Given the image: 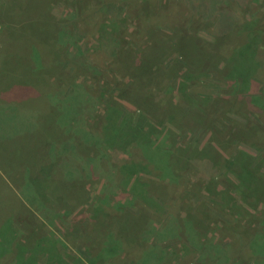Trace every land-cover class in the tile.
<instances>
[{
  "label": "trees",
  "instance_id": "16d2710c",
  "mask_svg": "<svg viewBox=\"0 0 264 264\" xmlns=\"http://www.w3.org/2000/svg\"><path fill=\"white\" fill-rule=\"evenodd\" d=\"M47 1L54 4L59 0H9L7 4H4L6 6L10 3L5 7V13L8 15L5 16L3 22L0 58L3 56L4 62L0 63V75L3 76V72L5 75L6 73L9 75L11 83L8 87L12 86V98L15 101L10 103L8 98L2 100L4 96L0 92V110L7 122V120L13 119L21 120L22 118H17L19 114L25 107L30 108L31 124H28L32 125L35 130L30 135L31 141H27L30 145L28 150L37 151L40 153L39 156H42L40 157L42 159L41 164L39 163L40 168L35 167L39 168L41 177L47 182H44V188L41 187V190L39 188L33 190L30 187L32 180L26 182V185L24 184L26 189L21 191V193L24 192L26 201H22V203L17 204L7 200L9 207L3 214L5 219L1 220L0 217V257L10 253V245L21 237L22 232H27L28 235L24 244L23 242L20 245L17 243L18 250L15 252L13 264H34L38 254L44 253L43 251L47 248L51 249V254L54 256L59 255L57 251L59 249L55 248L58 246V240L54 238H41V241H38L40 243L31 246L32 239L35 237H32L35 235L34 231L37 232L38 228L43 229L44 227L36 224V219L33 216L21 218L18 211L21 212L28 205H32L39 212L46 205L64 206L66 204L62 203L63 197L61 196L65 192L67 195L69 192L72 199L78 198L79 201H82L84 188L78 184L86 183V178L91 174V170H87V172L84 170L87 169L86 166L81 168L71 165L69 167V169H83L82 174L84 173L83 177L85 178L83 180H72L71 178L69 180L71 183H67V189L66 186L60 185L58 188L53 186L51 190L47 185L50 177L54 176L58 169H62L59 165L56 166L57 163H54L53 160L62 158L64 150H72V161L82 159L81 161L88 163L89 160H94L96 157L105 158L104 162L107 165L104 166V169H108L107 166H111L110 169H116V177L119 175L118 173L122 176H136L127 193L134 198L130 199L128 203H132L131 201L138 198L146 202L147 195L144 188L147 185L142 174H153L157 170L161 176H169L174 180L176 177L179 178L176 173L179 174L181 169H202V178L204 179L205 176L211 188L215 183L224 184L225 191L215 189L220 192L218 194L223 195L221 203L216 208L227 210V214L236 207L239 197L245 199L251 206L264 202V114L249 111L250 116L246 122H240L225 114L218 116L221 108L225 110L226 107L232 106L231 108L240 107L239 110H244L247 105H250L251 98H254L253 100L264 99V13H260L253 19L243 16V21H238V11L245 12L246 8L247 10L250 8L252 13H255L254 10L257 11L261 7L262 0H210L208 4L205 1L199 3L195 0H173L170 3L172 1L170 0L168 2L170 4L164 5L160 12L163 25L158 26V32L149 27L147 37L149 36L151 42L146 41L148 43H144L131 57L124 54V49L127 46H133L132 50H135L137 43L133 40L140 35H145L144 27L149 23V13L144 5L131 6L130 3L134 1H124L125 5L118 4L116 10H109L111 11L110 15L108 14L111 20L110 24L101 27L103 30L97 32L103 39V43L108 39L118 41L119 47L114 49L112 58L108 61L109 72L116 74L114 77L107 76L109 72L106 71L102 73L103 76L101 74L94 76L92 87H86L84 92L77 89L80 85L76 78L80 75L78 71L83 68L79 58L81 51L76 40L81 34L79 29L81 18L85 5L86 8L89 7L87 10L93 13H95L93 7L99 5L101 13L90 17V19L97 18L98 25V17L107 14V9L104 10L107 3H104L105 0H64L63 2L70 9L72 19L63 23L45 11L44 5ZM127 6L129 7L127 8ZM184 8L187 10L185 11ZM187 11L192 14L197 24L193 18L187 15ZM120 13L124 16L119 17ZM130 19L133 23L132 32H129V29L124 25ZM204 23H209L204 28L205 30L211 28L213 36V42L210 41L207 45L215 48V51L220 55L224 52L222 55L226 54L225 57H227V64L222 69L223 72L226 70L223 80H227L226 86L229 85L228 91L222 94L225 99L221 100L217 96L212 97L213 100L204 97L205 99L195 102L190 94H183L181 97L183 100L177 104L169 100L167 117L165 116L164 122L175 123L182 130L177 134L171 129H166L163 124L166 133L162 138H159L161 132L156 130V126L149 120L151 115L159 117L163 112V107L161 109L160 104L156 101L162 89H155L161 88L162 81L166 80L165 78L168 79L167 72L164 70L169 65L163 61H166V58L173 53L176 58L169 66L173 67L177 64V56L184 55L185 58L182 62L189 66V74L196 78L202 74L198 71L203 72L206 68L208 70L211 68L210 61L216 62L215 57L206 51L199 39L194 41L191 36L189 40L184 39V34L181 35L180 32L178 37L167 36L173 41L170 42V53L165 50L156 52L159 49L157 47H160L159 44L164 43L162 40L163 31L159 32V30L165 29V27L169 30H176L184 24L185 27H195ZM172 33L174 34V32ZM19 35L24 40L23 50L27 49L23 62H19L18 56L15 54L14 48H19V46L13 43L9 44V41H16ZM67 43L74 44V52L78 54L74 58L65 52L66 46L69 45ZM78 60L79 62H77ZM153 60L161 62L156 69L152 68ZM64 64L68 66L65 70ZM121 68L125 70L123 72L128 78L126 81H114L118 79L117 74H120ZM216 68L218 67L216 66ZM74 70L75 73H73ZM66 85L70 88L72 86L70 93L64 91ZM136 86L141 89H133ZM1 88L4 91L7 87L0 85ZM23 88L28 92L24 99H20L17 90L20 89V93H22ZM184 90L185 88H183ZM123 99L134 101L135 109H130L120 103V100ZM22 100L24 101L22 102ZM91 104L95 108L98 104L103 106L104 112L102 119L97 123L98 125L87 130L89 118H87L88 121L85 120V115L87 116L85 109L91 107ZM178 109L179 114L177 113ZM210 111H214L216 115L212 122H208L207 118ZM49 125L51 126L46 129ZM65 125H69V127L67 128ZM28 126L27 130H29ZM11 130L13 129L11 128ZM27 130L26 127H23L20 131L21 140L22 138L26 140L23 133L29 132ZM195 131L198 133L194 134ZM57 132L61 136L58 137ZM189 134H192L193 137L203 135L208 137V140L200 149L195 146L198 142H194L195 138L192 136L188 138ZM39 137L44 138L40 140ZM181 138H188L189 150L186 153L182 151L179 142H177ZM169 141L171 143H168ZM244 145L255 148L258 155L254 156L243 150L241 146ZM22 146L26 148L24 144ZM216 146L219 150H216ZM44 151L49 155L48 162H44L46 159ZM108 151H112V155L108 154ZM120 154L125 157L120 159ZM115 160H119L118 163H115ZM30 172L31 169L26 171L25 180L28 177L31 179ZM129 176H126V179ZM21 180L25 181L22 178ZM37 182L39 184V181ZM35 196L38 197V200L35 199ZM9 197L17 199L19 196L12 192ZM127 204L118 205L116 208L120 216L124 212H129ZM100 207L95 210L97 216L103 208L102 205ZM69 208L66 211L68 214L71 210ZM45 211L43 214L48 217L51 210L47 208ZM247 213L248 216L251 215L250 212ZM111 214L113 213H107L106 220L111 225H115L116 230L112 229L115 234L118 232L123 234L124 225H117L119 222H114ZM133 219L135 221L131 220V223L128 224H131L135 229H141L137 225L139 222H137L136 216ZM49 222L52 223V221ZM185 225L186 222L183 225L184 228H186ZM183 227L181 230H184ZM109 234L111 235V232ZM46 241L47 244L44 246L43 242ZM122 241L124 238H121L120 241L123 244ZM119 247L120 244H117L113 252L107 253V256L117 252ZM152 252L153 257L146 251L139 263L144 264L146 261H150L152 264L156 257V253L153 250ZM26 253H28L27 257ZM48 259L46 264H60L59 262L50 263L52 260L49 257Z\"/></svg>",
  "mask_w": 264,
  "mask_h": 264
},
{
  "label": "rangeland",
  "instance_id": "374dc122",
  "mask_svg": "<svg viewBox=\"0 0 264 264\" xmlns=\"http://www.w3.org/2000/svg\"><path fill=\"white\" fill-rule=\"evenodd\" d=\"M8 1L9 0H0V53L4 29L3 22L5 16L7 17L8 15L5 13V7L9 6L10 3L6 6H4V4H7ZM63 1L64 0H59L54 4L47 1L45 2L44 9L51 13L55 18L66 23L72 19V14ZM124 1H134L129 3L131 6L135 7L144 5L149 13V23L144 27L145 35H140L133 40L137 43L135 50H132L133 46H127V48L124 49V54L130 55L129 57L136 53L144 43L150 41L149 36L147 37L149 27L151 30L158 32V26L163 25L161 20L162 13L160 12L164 5H169L173 2V0L170 3H168L170 0H105L104 3H107V6L104 10L107 9V14L98 17V25L97 18L90 19V17L101 13L100 6L93 7L95 11V13H93L92 11L87 10L89 7L86 8L85 5L83 16L81 18L82 22L79 26L81 34L78 35L76 39L81 51V54H79L80 57H78L80 58V64L83 66V68L78 71L80 75L76 76L77 82L80 85L77 89H81L83 92L86 87H92L94 76L100 74L103 76L102 73H105L106 71L109 72L110 68L108 61L111 60L114 49L119 47V45H117L118 41L116 42L113 41V39H108L103 43V39L100 38L97 32L101 31V27H105L108 23L110 24L111 20L108 14L110 15L111 11L116 10L118 4L125 5L123 4ZM195 1H198L199 3L200 1H205L206 4H208L210 0ZM261 2V7L257 9V11L254 10L255 13H252L250 8L249 10L246 8L245 12L238 11V21H243V16L249 18L252 17L253 19L254 17H258L260 13H264V0ZM128 7L129 6H127V8ZM184 10L186 11L187 9L184 8ZM244 10L245 8L243 11ZM8 12L10 14V9ZM187 15L194 20V17H192V14L188 11ZM122 16L124 15L120 13L119 17ZM194 21L195 24H197L196 20ZM208 24L209 23L198 24L195 27H185L184 24L176 30H169L166 27L165 29L163 28L159 30V32L163 31L162 35L164 36H162V40H164V43L159 44L160 47H157L159 49L156 52L165 50L167 53H170V42H173L170 38H173L174 36L178 37V33L180 32L181 35L184 34V39L189 40L190 36L193 37L192 40L194 41L199 39V42L206 48V51L216 59V62L212 61V63L210 61L211 68L209 70L206 68L203 72L198 71L202 73L199 78L189 74V66L182 62L185 58L184 55L182 57L180 55L177 56V64L173 67H169L170 64L173 63V59L176 58V55L174 56L173 53L171 55L169 54L170 56L166 58V61H163V63L169 65L164 70L167 72L168 79L165 78L166 80L162 81L163 83L160 84L162 85L161 88H155L158 90L162 89V94L160 93V95H158L156 101L160 104L159 107L161 109L163 107V112L159 117L151 115L149 120L156 126V130L161 132L159 138H162L165 135L166 129H171L177 134L182 130L175 123L164 122L165 116L167 117L166 111L169 100L173 101L174 104H177L183 100L181 99L183 94H190V97H192L195 102L197 100L205 99L204 97L212 100L216 96L221 100L225 99L222 94L223 92L228 91L227 89L229 88V85L226 86L228 84L227 80H223V74L226 70L223 72L222 69L225 68V65L227 64V57H225L226 54L222 55L224 52L220 55L219 52L215 51V48L207 45L213 40L211 28L209 30H205L204 28ZM124 25L129 29V32L133 31V23L131 19ZM172 32H174V34ZM12 43L19 46V48H14L15 54L18 56L19 62H23L26 57L25 52L27 51V49L23 50L24 40H22V37L19 35V38L16 41H9L10 45ZM67 44L65 52H68L69 55H72L74 58L78 55L74 52V44ZM178 49H180L179 46ZM1 62H4L3 56L0 58V63ZM77 62H79V60ZM159 63L161 62H154L153 60L152 68L156 69ZM190 64L192 65V62ZM64 65L65 70L68 66L67 64ZM216 66L218 68H216ZM121 71L119 72V75L117 74L118 79L114 81H126L128 77L126 78L125 76V70L121 68ZM73 73H75V70ZM73 73L71 72L72 75ZM115 74L116 73L110 71L107 76L114 77ZM10 83L9 75H7V73L5 75L3 72V76L0 75V85H4L7 88L4 91L2 88L0 89L1 94L4 96L2 100L8 98V101L10 99L11 103L15 100L12 98V86L10 85V87H8ZM163 84L165 85L163 86ZM71 88L66 85L64 91L70 93ZM183 88H185L184 91ZM133 89L137 90L138 86L133 87ZM140 89L141 88L138 90ZM17 92L19 95L18 98L24 99V96L28 91L23 88L22 93H20V89H18ZM253 99L251 98L249 100L250 105H247L244 110H239L240 107H235L234 109L231 108L232 106H229L226 107L225 110L221 108L218 116L220 117L225 114L226 116L240 122H246L250 116L249 111L257 114H264V99ZM212 100H210L211 103ZM23 101L24 100H22V102ZM120 103L130 109H135L134 101L123 99L120 100ZM91 105V107L86 109L84 107L82 108L83 110L85 109L87 114V116L85 115V120H89L87 130L98 125L97 123L102 119L104 112L103 106L98 104L99 106L97 105L95 108L93 104ZM177 113L179 114V109ZM214 113V111H210L209 117H207L208 122H212L213 118L215 120L216 115ZM20 114L17 118H22L21 120L13 119L7 120L6 122V119L0 110L1 220L5 219L3 214L9 207L7 200L17 204L26 201L24 192L21 193L22 190L24 191L26 189V182L32 180V185L30 187L33 188V190L38 188L41 190L44 188V182H47L41 177L39 171V166L42 162L40 157L42 156H39L40 153L37 151L28 150L30 149V135H32V131L34 132L35 130L32 125H29L31 124L30 108L25 107ZM87 118L89 119L87 120ZM163 124H165L166 129ZM73 125H70V127H73ZM27 126L29 130H27ZM50 126L51 125L47 126L46 129ZM65 126L67 128L69 127V125ZM23 127H26V130L29 131L23 133L26 140H23V138L22 140L20 139L19 133L22 131ZM11 128L13 130H11ZM51 133L53 134L52 131ZM197 133L198 131L194 132V134ZM57 135L58 137L61 136L59 132H57ZM189 135L188 138L192 136V134ZM43 138L44 137H39L40 140ZM188 138H181L177 141L179 142L182 151L185 153L189 150L187 145ZM192 138H195V143L198 141L195 146L200 149L208 140V137L203 135L192 136ZM33 140L36 141L35 139ZM168 143H171V141ZM22 144H24L26 148H23ZM241 147L243 150L254 156L258 155V151L251 146L244 145ZM215 148L216 150H219L217 146ZM68 149L71 150L72 148ZM64 151L62 152V158H56L53 160L55 161L54 163H57L56 166L59 165L62 169H58L57 173L50 177L47 184L48 187H50L49 189L52 190L53 186L58 188L60 185H64V187L66 186L67 189V183H71V181H69L71 178L72 180H83L85 178L83 177L84 173L82 174L83 169H69L71 165L72 167L78 166L81 168L82 166H86L87 169L84 170L86 172L87 170H91V174L86 178V183L78 184L80 187L82 186L84 188V191L82 192L84 193V198L82 201H79L80 199L78 200V198L72 199L69 192L68 195L67 192H65L63 196H61L63 197L62 203L66 204L64 206L56 205L54 207V205H46V207L41 208L39 212V210H36L32 205L26 204L28 206H26L21 212L18 211V213H20L18 215L22 216L21 218H24L25 216H33L36 219L35 223L44 227L43 229L38 228L37 232H35L36 230L34 231L35 235H32V237H35L32 239L31 246L40 243L38 241H41V238L50 237L58 240V246L55 248L59 249L57 250L59 255L57 257L54 256L51 254V249L48 250L49 248H47L43 251L44 253L38 254L37 260H34V264H46V261L48 262L49 260L48 257L53 261L50 263L59 262L60 264H140V259L145 252L148 251V253L151 254L153 253L152 250L156 253V257L152 261V264H264V202H259L254 205L252 204L251 206L245 199L239 197L236 202V207L233 210H230L231 212H228L227 214V210L216 208L218 207V204L221 203V198H223V195L218 194L220 192L217 191H223L224 184L215 183L211 188L208 181H206L205 176L204 179L202 178V169H181L179 174L176 173L177 176L179 175V178L177 179L176 177L174 180L169 178V176H161L160 172L157 170L154 171L153 174H142L147 185V187L144 188V190H146L145 194L147 195L146 202H143L141 198H138L131 201L132 203H128L130 199L134 198L127 193L129 192L136 176H122L118 173V170L117 173L119 175L116 177V169H110L111 166H107L108 169H104V166L107 165V163L104 162L105 158L102 159V157H96L94 160H89L88 163L81 161L82 159L72 161V150ZM107 153L112 155L113 152L108 151ZM44 155H46L44 162H48L50 160L48 158L49 155L45 151ZM54 155L56 156V152ZM123 157L125 156H122L121 154L119 155L120 159ZM118 161L119 160H115V163H118ZM77 163H79V165H77ZM28 169H31V179L28 177L25 180V173ZM126 176L129 177L126 179ZM21 178L25 181L21 180ZM233 179L236 180L235 177H233ZM37 181H39V184ZM215 189H217V191ZM12 192L19 197L17 199L9 197ZM35 199L38 200V197L35 196ZM124 203H128L126 206H128V210L131 214L129 212H124L120 216L118 211H116V208L118 205ZM37 204H39V202H37ZM101 205L103 208L100 210L99 216H97L95 215V210L101 208ZM47 208L51 210V214L47 215L48 217L43 214L46 212L45 210ZM68 208L71 209L69 214L66 213ZM247 212H250L251 215L248 216ZM107 213H113L111 216H113L114 222H119L117 225H124L123 234L120 232L115 234L112 230H116L115 225H111L108 223V220H106ZM135 216L137 222H139L137 225L141 229H135L131 224H128L129 222L131 223V220H134L133 218ZM49 221H52V223ZM185 222L186 228L183 227ZM180 223H183V225H180ZM127 225L128 228H126ZM181 227H183L184 230H181ZM110 232L111 235L109 234ZM27 235V232H22L21 237L16 239L14 244L10 245V253L0 257L1 264H13L15 252L18 250L16 245H20L22 242L24 244ZM121 238H124L125 244L124 241H122L123 244L120 242ZM46 244L47 241L43 242L44 246ZM117 244H120L117 252L107 256V253L113 252ZM25 256L27 257L28 253H26ZM151 257H153V254H151ZM150 263V261H146L144 264Z\"/></svg>",
  "mask_w": 264,
  "mask_h": 264
},
{
  "label": "built area",
  "instance_id": "2783aa9c",
  "mask_svg": "<svg viewBox=\"0 0 264 264\" xmlns=\"http://www.w3.org/2000/svg\"><path fill=\"white\" fill-rule=\"evenodd\" d=\"M0 30H1V27H0ZM1 32V31H0Z\"/></svg>",
  "mask_w": 264,
  "mask_h": 264
}]
</instances>
